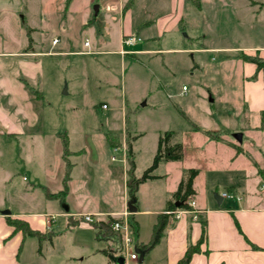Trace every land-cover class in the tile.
<instances>
[{"label": "rangeland", "instance_id": "374dc122", "mask_svg": "<svg viewBox=\"0 0 264 264\" xmlns=\"http://www.w3.org/2000/svg\"><path fill=\"white\" fill-rule=\"evenodd\" d=\"M257 1L256 12L251 16L242 0H201L200 10L194 12L189 24H184L188 33L166 34L155 47L227 49L238 44L264 45V0ZM98 5L102 6L103 0L98 4L74 0L65 14L57 0H0V53L36 52L27 57L0 55V79L6 81L8 92L0 105L8 110V119L24 131L20 137L22 154L35 155L33 164L46 158L57 163L60 173L64 134L68 150L75 152L68 157L75 163L70 177L73 174L77 181L69 203L108 210L124 204L127 169L121 155L111 161L106 135L117 136L120 143L126 129L138 135L133 143L134 174L141 176L152 162L158 136L165 131L177 133L178 142L184 141L195 127L226 135L231 141L234 134L243 133L245 146L256 135L247 132L258 129L259 119L241 113L237 105L242 91L240 71L229 61L235 59L236 53L196 50L142 55L139 61L128 59L124 73L118 55L102 52L114 47L116 34H107L105 38L94 32L95 25L86 27L81 21L86 9L93 13ZM87 51L93 53H83ZM124 97L130 109L125 115ZM102 104L106 109H100ZM17 108L19 114L12 112ZM5 126L11 128L10 124ZM260 136V147L264 149V133ZM126 137L125 132V140ZM203 139L196 135L193 140L200 144ZM0 142L17 148L18 138L2 136ZM4 154L8 159L9 151ZM197 162L196 168H200L202 163ZM176 167L178 164L168 162L156 168L151 175L167 177L142 186L136 193L138 206L127 220L133 239L128 251L137 252L138 259L141 251L136 246L148 242L155 222L156 214L152 212L162 211L167 190L176 178L185 176ZM19 169L13 186L6 188L37 189L39 183L32 181L22 166ZM58 173L53 170L54 180L46 183L49 189L58 184ZM198 183L203 187L204 178ZM51 203L52 208L62 210L58 201ZM74 219H79L78 224L68 226L67 218L53 217L52 239L39 243L27 238L23 257L32 259L34 264H114V257H124L119 237L96 238L92 224L82 222L80 217ZM125 264L150 263L147 258L139 262L127 257Z\"/></svg>", "mask_w": 264, "mask_h": 264}, {"label": "crops", "instance_id": "0c3cea01", "mask_svg": "<svg viewBox=\"0 0 264 264\" xmlns=\"http://www.w3.org/2000/svg\"><path fill=\"white\" fill-rule=\"evenodd\" d=\"M57 1L59 6L65 10V14H68L74 0ZM242 1H245L244 7L247 8V11L252 16L256 12L259 2L257 0ZM89 2L98 4L99 0H89ZM200 3L201 0H103V5L97 6L98 11L96 13H90L86 9L85 15L82 16L84 18L81 21L86 27L95 25L94 32L101 34L105 38H107V34H116L114 47L111 50L102 52L118 55L124 66V73L127 67V60L139 61V56L142 55L196 50H227L236 53L235 59H229V61L232 62L233 68H238L240 71L239 77L242 91L237 105L241 108V113L258 117V129H251L254 131L247 132L249 135H251V132L256 135L254 137L251 136L250 142L243 146V133L240 141H236L234 138V141H231L226 135H215L214 139H211L203 132L211 130L193 129L188 132L184 141L179 142L183 145V159L170 163L178 164L179 171L184 174L190 168L199 171L193 182L195 194L189 200L195 203V207L189 211L177 210L173 212L169 216L168 224L159 242L143 255L142 260L147 258L150 264H176L184 256L186 249L191 245H195L200 239L202 232L201 222L204 221V240L199 245L198 252L191 256L188 264H264V189H262L264 188V149L260 147L262 146L260 134L264 133V127L261 125V119L264 116V72L257 70L255 64L251 67L249 65L250 62L242 59L243 56L257 57L264 61V45L247 46L238 44L227 49H190L183 45L166 49L155 47V43L160 41L166 34H180L182 32L187 34L188 31L184 24H189V19L192 21L194 12L200 10ZM191 6L194 8L192 9L193 11L190 9ZM28 30L30 31V29ZM130 35L140 37L141 42L130 47L123 46L122 39ZM157 43L159 44V42ZM52 44H54L53 41ZM83 53L93 52L87 51ZM29 54H36V52L10 50L0 53V55L11 57H27ZM124 78L127 80V74ZM6 86V81L0 79V101L8 94ZM124 98L122 110L125 115L130 109L125 104V102L127 103V98ZM28 99L31 100L29 96ZM14 111L19 114L18 108L12 109V112ZM7 112L8 110L0 105V139L2 136H13L18 138V144L16 148L10 147V144L0 142V189H2L0 191V264H34L32 259L23 257V251L26 242H28L27 238H37L25 236L21 231L14 230L7 223V219L22 220L27 223L30 229L50 236L51 240L54 236L52 231L54 225L53 217L67 218L68 226H74L79 221V219L74 218L80 217V215L97 214L101 215L103 219V217L120 216L126 210L128 212L129 198L127 192L126 197H124V204L119 209H88L79 203L77 205L69 203V197L76 192L74 184L77 182L74 180L73 174L70 177L75 163L70 162L68 157L75 152L69 150L66 160L69 163L67 191L62 198L58 197L57 194L62 191V180L65 172L62 148L60 153L62 162L60 173H58L57 163L54 162L52 164L46 158L37 160L33 164L35 155L22 154L23 145L20 142V137L24 136V131L8 119L6 116ZM7 124H10L11 128L5 129L4 127ZM125 132L127 133L126 140ZM125 132L121 143L117 136L108 134L105 137L111 150L114 147H118L121 150L119 155L122 156L123 162H125L124 167L126 166L125 169L128 170L127 158L126 156L123 157L122 150L125 151L126 155L127 141H130L131 152L135 161L133 143L138 140V135L132 134L129 129H126ZM142 135L139 134V137ZM196 135H201L204 138L200 144L195 143L193 140ZM177 138L178 134L176 133L174 141L178 142ZM4 151H9L8 159L4 158ZM196 162L202 163V166L196 168L198 166ZM31 165L36 170L32 169ZM164 165H168V162H161L158 167ZM21 166L32 178V181L39 183L37 189L30 187L24 190H13V188L10 191L6 188L10 185L13 186L12 180L15 177H19V168ZM53 170L58 173L55 176V182L58 184L54 188L49 189L46 183L54 180V178L52 179ZM127 170L124 176L125 191ZM152 176L156 178L140 184L137 193L142 186L150 182L163 181L167 174H152ZM136 177L139 178L140 176ZM200 178H204V186H201L202 188L199 187L198 183ZM181 179L176 178L172 188L167 190L162 211L152 212L156 214V218L158 214L164 212L167 201L171 200V196ZM4 188L6 189L4 190ZM218 189L220 192H217ZM224 192L232 194L233 198H222L221 194ZM215 195L220 197L219 203L214 199ZM53 200L58 201L61 211L52 208L51 202ZM125 201L127 202L126 204ZM137 206L136 201L134 205L135 211ZM3 211H8L9 214L3 215ZM143 212L147 213L149 211L145 210ZM37 240L39 243L50 241L47 239ZM147 243L141 242L139 246H136V249L141 251V246ZM30 244L33 246V243ZM157 249L160 250L159 253H156Z\"/></svg>", "mask_w": 264, "mask_h": 264}, {"label": "trees", "instance_id": "16d2710c", "mask_svg": "<svg viewBox=\"0 0 264 264\" xmlns=\"http://www.w3.org/2000/svg\"><path fill=\"white\" fill-rule=\"evenodd\" d=\"M29 34V31H28ZM242 59L247 62H251L256 65L257 70H261L264 72V61H261L257 57H245L243 56ZM261 125L264 127V116L261 119ZM194 130H200L195 127ZM209 138L214 139L215 132L213 131H203ZM61 135V134H60ZM176 137V133L173 131H165L158 136L157 140V148L156 153L152 159L151 164L147 167L142 175L137 178L134 175V160L133 155L131 152V145L130 141H127V179H126V192L129 198V202L132 203L134 206L136 204V193L140 184L144 183L147 180L155 179L151 175L152 171H154L161 162H176L181 161L183 159L184 150L183 145L179 142L174 141ZM68 142L66 136L62 134L61 138V146H62V157L65 161V172L64 177L62 180V191L57 194L58 197L62 198L66 194L67 191V181L69 180V163H67V157L69 155V151L67 148ZM199 171L194 168H190L186 171L185 176L179 181L176 190L173 192L171 196V200L167 201L166 207L163 213L158 214L156 218V222L152 227V232L150 236V240L147 244L141 246V252L145 255L149 252L154 246L159 242L164 229L168 224L169 216L177 211V210H184L189 211L191 210L190 206L188 205V201L193 198L195 194L193 189V182L197 177ZM179 203V207L175 206V203ZM109 222H100L98 224H94L93 230L95 232V237L100 238L101 236H113L114 233L111 231L109 227V223L112 220L109 217ZM7 223L14 228L16 231H21L25 236L35 237L39 240H50V236L43 235L38 231L32 230L29 228L26 222L22 220H11L7 219ZM202 232L200 239L195 245L189 246L184 256L176 263V264H188L191 256L198 252L199 245L204 240V228L205 222H201Z\"/></svg>", "mask_w": 264, "mask_h": 264}, {"label": "built area", "instance_id": "2783aa9c", "mask_svg": "<svg viewBox=\"0 0 264 264\" xmlns=\"http://www.w3.org/2000/svg\"><path fill=\"white\" fill-rule=\"evenodd\" d=\"M139 42H141V38L136 36V35L126 36L122 39V45L125 47L133 46ZM53 43H55V41H53ZM184 89L185 88L183 87V90ZM100 108L106 109V105L102 104ZM120 152H121V150L118 147L112 148L111 157H110L111 161H116L117 156L119 155ZM122 155H123V157L126 156L124 150H122ZM221 196H222V198H227V199L233 198L232 194L226 193V192L222 193ZM188 205L190 206L191 209H193L195 207V203L193 201H188ZM129 214H130L129 212L125 211L118 218L111 217L112 220L109 223V227H110L111 231L114 233V235L119 237L120 242L122 244V251L124 252V257L122 255H117V257H123L125 261H126L127 257L131 261H137L138 260L137 252H133V251L129 252L128 251L130 244L132 243V240H133L131 237L132 227L127 220V216ZM99 217H101V215H97V214L80 215L82 222L89 223L92 225L103 222V220L100 219ZM104 222L107 223V222H109V220L104 221Z\"/></svg>", "mask_w": 264, "mask_h": 264}, {"label": "water", "instance_id": "95a60500", "mask_svg": "<svg viewBox=\"0 0 264 264\" xmlns=\"http://www.w3.org/2000/svg\"><path fill=\"white\" fill-rule=\"evenodd\" d=\"M94 11H95V13L98 11V7H97V6L94 7ZM233 138H234L236 141H240V140H241V134H234V135H233ZM214 199L217 201V203H219L220 200H221L220 197H219L218 195H215V196H214ZM175 206L178 208V207H179V203L176 202V203H175ZM127 209H128V212H129V213H133V212H135V208H134V206L132 205L131 202L128 203V205H127ZM8 214H9L8 211H3V215H8ZM142 259H143V253L141 252V253H140V256H139V262H141ZM114 264H125V260H124L123 257H114Z\"/></svg>", "mask_w": 264, "mask_h": 264}]
</instances>
